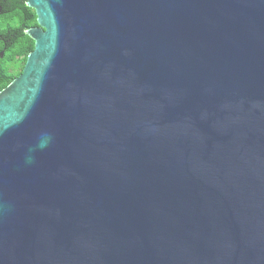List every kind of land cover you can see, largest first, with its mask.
<instances>
[{"label": "water", "instance_id": "1", "mask_svg": "<svg viewBox=\"0 0 264 264\" xmlns=\"http://www.w3.org/2000/svg\"><path fill=\"white\" fill-rule=\"evenodd\" d=\"M26 4L0 264H264V0Z\"/></svg>", "mask_w": 264, "mask_h": 264}, {"label": "flooded vegetation", "instance_id": "2", "mask_svg": "<svg viewBox=\"0 0 264 264\" xmlns=\"http://www.w3.org/2000/svg\"><path fill=\"white\" fill-rule=\"evenodd\" d=\"M37 26L35 12L27 6L26 0H0V59L15 48L26 49L29 41L33 44L25 31ZM19 59L14 57V60Z\"/></svg>", "mask_w": 264, "mask_h": 264}, {"label": "trees", "instance_id": "3", "mask_svg": "<svg viewBox=\"0 0 264 264\" xmlns=\"http://www.w3.org/2000/svg\"><path fill=\"white\" fill-rule=\"evenodd\" d=\"M21 33L23 34V31ZM32 48V41H29L26 49L15 48L10 54L0 59V90L21 72L26 56ZM15 56L21 59L14 60Z\"/></svg>", "mask_w": 264, "mask_h": 264}, {"label": "clouds", "instance_id": "4", "mask_svg": "<svg viewBox=\"0 0 264 264\" xmlns=\"http://www.w3.org/2000/svg\"><path fill=\"white\" fill-rule=\"evenodd\" d=\"M45 146H46V144H44V143H41V145H40L41 148H43V147H45ZM29 162H31L30 159H29Z\"/></svg>", "mask_w": 264, "mask_h": 264}]
</instances>
